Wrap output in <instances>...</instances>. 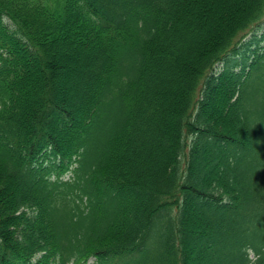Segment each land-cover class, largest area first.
<instances>
[{
  "label": "trees",
  "instance_id": "obj_1",
  "mask_svg": "<svg viewBox=\"0 0 264 264\" xmlns=\"http://www.w3.org/2000/svg\"><path fill=\"white\" fill-rule=\"evenodd\" d=\"M205 1L0 0V264H264V0L207 40ZM58 46L95 59L68 98Z\"/></svg>",
  "mask_w": 264,
  "mask_h": 264
},
{
  "label": "rangeland",
  "instance_id": "obj_2",
  "mask_svg": "<svg viewBox=\"0 0 264 264\" xmlns=\"http://www.w3.org/2000/svg\"><path fill=\"white\" fill-rule=\"evenodd\" d=\"M243 0H217V6L213 11H209L208 7V2L205 1V3L202 2V8H205L208 15H205L203 18V38L205 40L209 39L210 36L213 34V32L216 31V29H219V24L222 25L223 22L229 17L231 10H233L236 6H240L242 4ZM197 19L196 15H187L186 16V21L187 25L189 27V24L191 25L193 23V20ZM195 21V20H194ZM256 34L260 37L263 36L264 34V24H262L261 28L256 32ZM253 34H251L246 40H250L252 38ZM58 39V38H57ZM197 40V39H196ZM264 44V43H262ZM189 47H193V42H190ZM252 48L254 45L251 46ZM59 48L56 49L55 52H53V60L55 62H60L62 63L65 67H69V69L62 70L58 75V82L61 83V94L65 97H70L73 93L75 94L76 88L79 85V80H80V75L83 71V69H80L83 66L91 64L95 59L90 57V52L86 48H81L78 50H75L72 47H57ZM96 51H98L97 47L95 48ZM95 51V50H94ZM93 60V61H92ZM163 62V61H162ZM161 64V60H160ZM163 64V63H162ZM79 67V69H77ZM31 72L33 73H38L36 67L34 68L31 66ZM76 70V71H75ZM264 71V68H263ZM39 75H36V78H38ZM161 77L165 83V89L166 91H169V94L172 98H174V101L177 100L176 98L178 97L180 91L179 88L177 87L176 84L174 83H169L167 80V75L165 73L161 74ZM252 92L254 93L253 96V107L255 110H260L264 104V83L260 80L257 79L254 87L252 88ZM168 105L170 107L173 106V103L168 100ZM8 195H4L7 197ZM3 201V200H2ZM1 203V202H0ZM196 247H199L198 244H195ZM195 252V251H194ZM195 258L198 263L203 261L202 257L198 254H194Z\"/></svg>",
  "mask_w": 264,
  "mask_h": 264
}]
</instances>
